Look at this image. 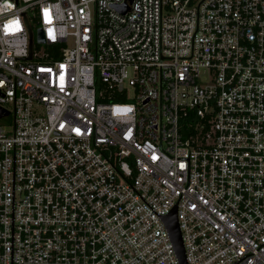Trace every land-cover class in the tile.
I'll return each instance as SVG.
<instances>
[{"label": "built area", "instance_id": "built-area-1", "mask_svg": "<svg viewBox=\"0 0 264 264\" xmlns=\"http://www.w3.org/2000/svg\"><path fill=\"white\" fill-rule=\"evenodd\" d=\"M0 111V264H264V0H0Z\"/></svg>", "mask_w": 264, "mask_h": 264}, {"label": "water", "instance_id": "water-1", "mask_svg": "<svg viewBox=\"0 0 264 264\" xmlns=\"http://www.w3.org/2000/svg\"><path fill=\"white\" fill-rule=\"evenodd\" d=\"M38 42L43 43L45 42L44 37L42 35L38 36L37 39ZM31 42V46L33 43V38L30 39ZM5 111H0V116L5 114ZM167 225L172 237V240L174 242L177 254L181 260V264H187L186 263V259H185V251H184V245H183V241H182V237H181V232L179 229V225H178V220H177V215H176V210L174 209V211L167 217Z\"/></svg>", "mask_w": 264, "mask_h": 264}, {"label": "rangeland", "instance_id": "rangeland-1", "mask_svg": "<svg viewBox=\"0 0 264 264\" xmlns=\"http://www.w3.org/2000/svg\"><path fill=\"white\" fill-rule=\"evenodd\" d=\"M33 29H34L35 37L37 38V29H38V27L33 25Z\"/></svg>", "mask_w": 264, "mask_h": 264}]
</instances>
